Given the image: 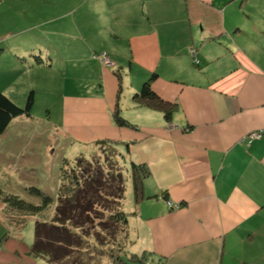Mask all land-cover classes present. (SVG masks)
I'll list each match as a JSON object with an SVG mask.
<instances>
[{"label": "crops", "instance_id": "obj_1", "mask_svg": "<svg viewBox=\"0 0 264 264\" xmlns=\"http://www.w3.org/2000/svg\"><path fill=\"white\" fill-rule=\"evenodd\" d=\"M68 4L70 13L83 8L97 26L104 23L97 32L91 28L90 37L99 38L98 49L115 66L94 57V43H83L76 62L99 70L100 90L67 98L64 126L86 136L97 130L92 140L84 138L96 149L94 140L119 141L129 162L149 170L138 195L128 173L133 205L127 248L145 257L133 262L264 264V57L256 53L264 45L263 25L256 22L264 18L258 8L264 0ZM123 74L137 78L133 127L113 118ZM151 77L154 92L173 106L170 118L134 99ZM254 132L261 136L251 139Z\"/></svg>", "mask_w": 264, "mask_h": 264}, {"label": "rangeland", "instance_id": "obj_2", "mask_svg": "<svg viewBox=\"0 0 264 264\" xmlns=\"http://www.w3.org/2000/svg\"><path fill=\"white\" fill-rule=\"evenodd\" d=\"M49 1L0 0V90L22 107L26 105L30 92L34 98L32 116L14 118L0 138V194H17L32 202L40 199L28 192L27 187L37 186L56 197L60 174L66 172L63 162L75 164L81 155L91 158L101 150V147L96 149V145L84 140H92L97 130L86 136L81 128L70 132L64 124L67 98H86L100 90L99 70L77 63L76 58L80 57L83 43L88 46L94 43L97 58L103 54L96 43L99 38L90 37V30L97 32L104 23L97 26V20L85 16L81 7L78 14L70 13L69 0H57L58 4ZM65 8L69 12L67 16L62 12ZM258 8L262 10L264 4ZM256 22L263 25L260 38L264 40V18L256 19ZM248 33L252 38H258L254 32ZM110 41L117 46L115 38ZM258 50L257 55L264 57V45ZM108 59L107 65L114 67V60L110 56ZM127 64L128 61L124 65ZM130 76L122 75L120 111L133 124V119L138 117V109L133 103V93L137 90L132 91L131 87L137 78L136 75ZM109 149H116L115 157L122 167L129 165L126 146L112 143ZM126 182L123 210L129 216L133 205L129 176ZM47 211L52 214L54 209ZM11 214L12 209H8L0 196V239L5 232L9 235L0 241V264H50L28 254L36 235L35 217L27 219L23 227ZM126 242L127 248L128 240ZM130 251L133 253L129 247ZM79 255L74 254L68 263L60 261L57 264H112L107 256ZM124 257L127 264H138Z\"/></svg>", "mask_w": 264, "mask_h": 264}, {"label": "trees", "instance_id": "obj_3", "mask_svg": "<svg viewBox=\"0 0 264 264\" xmlns=\"http://www.w3.org/2000/svg\"><path fill=\"white\" fill-rule=\"evenodd\" d=\"M153 78L145 81L134 99L137 103L162 110L170 118L173 106L154 92L151 86ZM33 105L32 92L22 107L0 90V138L14 118L31 117ZM113 118L121 126L133 127L121 115L118 102ZM118 142L100 140L97 143L101 150L91 158L81 155L75 164L64 161L62 165L66 172L60 174L56 197L34 185L26 189L37 196L39 202L25 200L17 194H0L8 209H12L14 215L11 216L23 227L27 219L35 217L36 235L28 252L30 256L40 257L50 264L68 263L77 253L78 256L81 253L90 257L107 256L112 264H127L124 256L138 262L145 261L144 254L130 253L126 248L129 216L123 210V202L129 170L137 195L141 193L143 178L149 170L144 164L133 161L122 167L115 157L116 149H109L112 143ZM47 209L54 211L48 214ZM8 236L5 232L0 241Z\"/></svg>", "mask_w": 264, "mask_h": 264}, {"label": "built area", "instance_id": "obj_4", "mask_svg": "<svg viewBox=\"0 0 264 264\" xmlns=\"http://www.w3.org/2000/svg\"><path fill=\"white\" fill-rule=\"evenodd\" d=\"M193 54H194V52H193ZM94 57H96L95 55H94ZM100 58H102L103 60H104V62L105 63H107L108 62V57L106 56V54H102L101 56H99ZM261 136V133L259 132H254V133H252L251 135H250V137H251V139H253V138H259ZM169 205L171 206V207H173V206H178V205H175V204H173V202H171V201H169Z\"/></svg>", "mask_w": 264, "mask_h": 264}]
</instances>
